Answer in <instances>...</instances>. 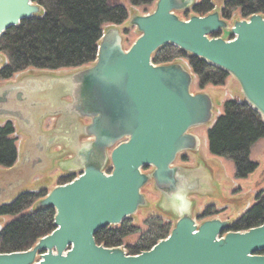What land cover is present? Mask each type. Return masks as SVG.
Masks as SVG:
<instances>
[{
  "label": "water",
  "instance_id": "95a60500",
  "mask_svg": "<svg viewBox=\"0 0 264 264\" xmlns=\"http://www.w3.org/2000/svg\"><path fill=\"white\" fill-rule=\"evenodd\" d=\"M194 6L193 0H157L153 12L131 17L139 36L129 48L120 27L112 26L92 65L67 77L43 74L0 86V119L38 130L39 122L6 104L14 93L27 99L50 91L53 107L47 105L50 113L42 119H57L56 130L66 132L67 148L81 168L37 203V209L55 210V230L28 251L0 253V264H264V224L235 232L227 219L200 222L193 207L178 212L166 239L138 255L96 242L98 232L148 207L147 186L165 205L185 187L178 174L187 181V202L206 187L199 168L178 163L184 154L199 153L195 131L213 121L215 103L210 93L193 92L197 76L184 61L154 64L160 49L175 46L226 72L264 120V15L230 23L219 10L188 20L177 14ZM43 12L33 0H0V39ZM221 32L231 38L217 36ZM61 89L71 101L61 100Z\"/></svg>",
  "mask_w": 264,
  "mask_h": 264
},
{
  "label": "trees",
  "instance_id": "16d2710c",
  "mask_svg": "<svg viewBox=\"0 0 264 264\" xmlns=\"http://www.w3.org/2000/svg\"><path fill=\"white\" fill-rule=\"evenodd\" d=\"M155 0H130L133 6H148ZM43 7L41 17L24 20L12 27L0 39V54L7 64L0 67V83L30 69L57 72L77 69L94 63L99 42L106 25H123L129 12L122 5L112 6L110 0H33ZM211 0H203L193 12L205 16L214 11ZM240 11L246 19L255 14L264 15V0H228L222 9V17L231 19ZM129 31H126L128 34ZM218 36V35H217ZM180 59L189 62L200 82V89L208 85L223 86L229 75L205 61L192 57L175 46L160 49L153 56L156 65L170 64ZM16 128L13 122L0 126V168H12L18 158ZM209 152L212 156L233 161L236 178H247L259 164L252 162L253 147L264 139V120L245 102L227 101L223 113L207 132ZM186 160V159H184ZM75 176L61 178L58 184H66ZM25 193L14 202L0 206V217H19L0 232V253L28 251L43 237L55 230L53 208L37 209V202L47 195ZM256 205L239 218L232 231H246L264 224V193L258 195ZM32 209V211H30ZM30 211L29 213H27ZM218 212L209 207L204 217ZM147 230L137 242L126 247L130 255H138L152 249L166 239L173 226L160 217L145 221ZM142 229L126 220L117 227L105 228L96 234V242L108 248L121 247L124 240L140 234Z\"/></svg>",
  "mask_w": 264,
  "mask_h": 264
},
{
  "label": "rangeland",
  "instance_id": "374dc122",
  "mask_svg": "<svg viewBox=\"0 0 264 264\" xmlns=\"http://www.w3.org/2000/svg\"><path fill=\"white\" fill-rule=\"evenodd\" d=\"M202 1L203 0H193V3L197 5L200 4ZM211 1L215 5L216 10H221L224 3L228 0H211ZM156 3L157 0H155L152 4L148 6L136 7L132 5L130 0H110V4L112 6L122 5L126 7V9L129 12V18L133 14L143 15L153 12L156 7ZM191 15H195V13L191 11L189 12V14H182L181 18L188 20ZM238 18H241L240 11L235 12L231 17V19H229L228 21L232 23L233 20L235 19L237 20ZM128 25L129 23L126 22L123 27L126 28ZM107 26L108 25L104 26V29L107 30ZM138 36L139 35L136 32V30L134 28H131L128 34L126 33L125 46L129 48L138 38ZM220 36L226 40H229L231 38L229 32H221ZM181 60H183L189 66V62L186 59H181ZM66 71L62 70V73L58 75L65 77L71 75L72 70H66ZM33 72H39L41 74H44L40 70L30 69L26 72L28 74L23 76L21 75L14 76L12 80L15 81V79L18 80L21 79L22 81H24L26 78L25 79L22 78L25 76L35 75L33 74ZM199 85L200 82L197 77L196 82L193 86V92L196 93L201 90ZM203 90L208 91L211 94L215 103L213 121L205 128H202V130L201 129L199 130L201 136H200V146H199L198 156H196L197 154L196 155L185 154L182 157L185 156L186 157L185 158L181 157L179 159L178 164L184 167H186L189 164V165H193V167H195L196 169L199 168L197 172H199L200 178L202 179L203 183H205L206 187H200V189L197 191L194 197H192L191 199L188 198L189 202H187L188 203L187 208L189 209L192 207L193 209L195 208L194 215L203 217L202 219H199L200 222H202L203 220L212 219L214 217H218L221 219H232L233 221H237L239 218L244 216L256 205L257 203L256 199L258 195L264 193V139L258 142L259 145L254 150H252L250 157L252 162L259 164V168L254 173L250 174L247 178H240V179L236 178V168L233 161L227 160L225 158L210 156V154H208L207 157V154H205L204 152L205 150L203 149V146L205 147V142L208 139L207 137L208 130L214 125L213 123L215 119L223 113L224 104L230 100L242 101L243 95L239 84L230 76L228 77L226 83L223 86L208 85ZM58 93L61 100L64 101L72 100V97L62 89L59 90ZM21 133L22 131H19V134ZM20 145L21 144L17 140V147ZM24 167H25L24 165L19 166V169L15 170L14 172L20 174V172L25 170ZM60 168L61 167H55L56 170H63ZM0 171H7V169L0 168ZM63 171L66 172V169ZM1 173L2 174H0V180L2 182H7L8 178L11 177V175L9 173L8 174H5L3 172ZM59 175L60 174L58 172L50 174V170L46 172L45 178L51 179V181L45 182V183H49L48 184L49 190L50 188H52L54 185L57 184L55 178H58ZM40 179L41 177H35V181L37 183H40L39 182ZM15 192L17 193L18 190ZM20 192L21 191H19L18 193ZM144 192L149 198V205L147 208H142L132 218V223L140 227L143 232L126 238L124 240V245H123L125 248L128 246V244H133L137 242L141 234L147 230L145 221L149 217L152 216L160 217L165 222L171 223L172 226L175 224L176 221L175 217L178 215V211L176 207L173 205V203H169L165 205L164 202L161 200L159 193L154 190L153 185L147 186ZM12 198L13 197L10 196V194L8 196V192L2 193L0 194V203L5 200H12ZM209 207H214V210L217 211L218 213L214 216L206 218L204 217V213L206 209H208ZM30 211H32V209ZM30 211H28L27 213H29ZM18 218L19 217H12V216L0 217V229L1 230L4 229V227L16 221Z\"/></svg>",
  "mask_w": 264,
  "mask_h": 264
},
{
  "label": "crops",
  "instance_id": "0c3cea01",
  "mask_svg": "<svg viewBox=\"0 0 264 264\" xmlns=\"http://www.w3.org/2000/svg\"><path fill=\"white\" fill-rule=\"evenodd\" d=\"M27 77V79H29ZM19 84H24V82H18ZM43 117V116H42ZM42 117H33L31 118L35 122L40 123V130H36L34 128H29L27 131H23L24 134H19V130H21V125L17 123V133L19 138V143L21 144L18 146V161L15 167H19L20 164L24 161V159L29 162L30 165H34V160L36 161L35 155V149H39L45 152L46 161H43L42 159H39L37 162V165H35V168L37 170L33 171L32 178L34 177H41L45 178L46 172L50 170V174L53 173H63L66 169L67 173H79L81 171V168L78 167L74 162L75 155L71 152L69 148H67L66 141L68 139L65 131L56 130V124L57 119L52 117L51 119L48 118L47 121L49 128H46L43 124H45L44 119ZM44 127V128H43ZM262 142V141H261ZM259 145V143L253 148V150ZM203 149L205 150V154H209V148H208V141L205 142V147L203 146ZM35 152V153H34ZM208 152V153H207ZM211 156V155H210ZM53 162L49 163L48 162ZM204 161V160H203ZM43 163V164H42ZM73 163V164H72ZM43 165V166H42ZM55 167H61L60 169L63 170H56ZM187 168L195 170L196 168L193 167V165H187ZM34 169V168H33ZM7 173V171H0V174ZM13 181V179H11ZM40 182V181H39ZM4 183H10L9 180L7 182H2V185ZM51 184V183H50ZM0 184V186L2 187ZM49 187L48 185H46ZM0 187V188H1ZM3 188V187H2ZM231 220V219H230ZM233 221V220H232Z\"/></svg>",
  "mask_w": 264,
  "mask_h": 264
},
{
  "label": "flooded vegetation",
  "instance_id": "af4514ba",
  "mask_svg": "<svg viewBox=\"0 0 264 264\" xmlns=\"http://www.w3.org/2000/svg\"><path fill=\"white\" fill-rule=\"evenodd\" d=\"M214 8H215V5H214ZM222 8H221L220 12L222 11ZM214 10H216V8ZM191 11L193 12L192 7L189 10H185V11L183 10V11L177 12V14L181 17L182 14H189V12H191ZM218 36H220V33H218ZM22 79L29 80V79H27V77H24ZM16 81L20 82L22 80L21 79L20 80L15 79V81H14V80L11 79V80H8L7 83H5V84L16 83ZM2 85H4V84H2ZM49 92L50 91L45 92V96H41V97L40 96H30L27 99L23 98L24 96L21 97V98H18V94L14 93L11 96L10 103L6 104V106L8 105V107H10L12 109L23 111V112H25L26 115L29 114V115L35 116V117L36 116L42 117L44 115L46 116V115H48L50 113V110L47 108V105H48V107H51V108L53 107V103L50 102ZM49 121H47L44 124V126H46V128H49L51 126V125L50 126L48 125ZM17 123L19 125H21V128L24 131H27L30 128L28 125H26L23 122H19L18 121ZM33 128L36 129V130L38 129L37 126H35ZM35 150H36L35 151L36 153L34 152L35 153L34 156L36 157L37 160L36 161L34 160V165H30L29 162H27V160L24 159V161L20 164V166L24 165L25 166L24 167L25 170L20 172V174L14 172L15 170L19 169V167L12 168V169L8 170L9 172L5 173V174L9 173L11 175V177L8 178L10 183H4V185H2V181L0 180V184L3 187L2 188L0 186L1 187L0 188V194L8 192V196L10 194V196L13 197L12 199L16 200L20 195L25 194V193H33L34 192V194H40L41 192L48 190V187L46 186V185H48V183H45V182L46 181H51L50 178H41L39 180L40 183H37L35 181L34 177L32 178L33 171L37 170V168H35V165H37L38 160L39 159H42L43 161L47 160L44 151L39 150V149H35ZM49 163H53V162L50 161V162H48V164ZM77 174L78 173H60L58 178H55V179L58 182L61 178H68L70 176H76ZM11 179H13V181H11ZM17 190H18V192L21 191V192H24V193L18 194V192L17 193L15 192ZM29 190H36V192L35 191L27 192ZM5 201H8V200H5ZM5 201H3V202H5ZM3 202H1L0 204H2Z\"/></svg>",
  "mask_w": 264,
  "mask_h": 264
},
{
  "label": "clouds",
  "instance_id": "9594fccd",
  "mask_svg": "<svg viewBox=\"0 0 264 264\" xmlns=\"http://www.w3.org/2000/svg\"><path fill=\"white\" fill-rule=\"evenodd\" d=\"M178 179H182L184 181L185 187L182 190L172 194L171 199L177 211L183 214L188 207V203L185 195V192L187 190V181L185 178L180 177L179 174H178Z\"/></svg>",
  "mask_w": 264,
  "mask_h": 264
}]
</instances>
